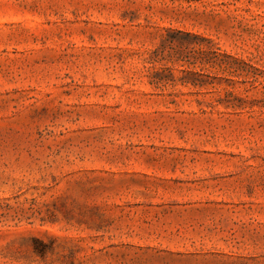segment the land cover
Listing matches in <instances>:
<instances>
[{
  "label": "rangeland",
  "instance_id": "374dc122",
  "mask_svg": "<svg viewBox=\"0 0 264 264\" xmlns=\"http://www.w3.org/2000/svg\"><path fill=\"white\" fill-rule=\"evenodd\" d=\"M163 38L264 70V0H0V264H264V77Z\"/></svg>",
  "mask_w": 264,
  "mask_h": 264
},
{
  "label": "trees",
  "instance_id": "16d2710c",
  "mask_svg": "<svg viewBox=\"0 0 264 264\" xmlns=\"http://www.w3.org/2000/svg\"><path fill=\"white\" fill-rule=\"evenodd\" d=\"M179 33H182L181 31H178ZM195 38L204 40L199 35H195ZM208 43H211V45L207 48L203 47L201 44H198L199 47L193 48V57L194 61L191 62L190 56L188 55L189 53L186 52L187 47L183 42H179V44L176 45L174 44V40H169L167 38L162 39V44L159 48H157L154 51V57L161 56L162 59H165V56L168 57V59H173L175 58L176 61L183 62L184 64H188L189 66L192 65L193 67H202L205 65V58L209 57L211 60L210 62H206L209 64V67L212 69H216L218 72H221L222 74H227L230 76V78H226V81H230L235 83L234 79H239L243 78V82H251L252 84H262L260 81L262 77H264V70L260 69L257 67L255 64L251 63L250 61H246L245 59H239L237 57H233L231 55L226 54L223 52L219 47L214 45L211 40H208ZM167 52V54H166ZM155 60V58H152ZM208 59V60H209ZM170 70V68H167ZM184 72L186 71L185 69L183 70ZM202 71V70H201ZM171 72V71H170ZM195 76L201 77L204 74L200 73L198 71H189ZM215 79L220 78V77H214ZM152 84H159V81L157 80H152ZM194 85H197L196 82H194ZM202 82H199L198 85H202ZM227 96H234L232 92H228ZM229 103L225 98H218L217 104L212 105L211 107L218 106L220 104L226 105L227 108L232 107L233 109H241L242 105L240 104H227Z\"/></svg>",
  "mask_w": 264,
  "mask_h": 264
}]
</instances>
